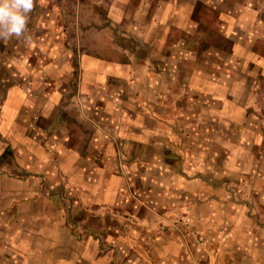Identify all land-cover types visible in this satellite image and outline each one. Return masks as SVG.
I'll use <instances>...</instances> for the list:
<instances>
[{"label":"rangeland","instance_id":"obj_1","mask_svg":"<svg viewBox=\"0 0 264 264\" xmlns=\"http://www.w3.org/2000/svg\"><path fill=\"white\" fill-rule=\"evenodd\" d=\"M27 27L28 40H0V119L9 123L7 142L3 138L0 144V186L2 197L6 187L8 232L15 236L16 229L31 225L43 231L56 215L75 234L68 239L73 245H81L85 233L97 235L110 264H264V142L247 145L226 173L223 156L209 169L203 128L200 137L187 139L185 161L176 155L180 152L168 161L174 170L180 164L202 165L195 174L179 168L177 176L209 182V189L192 194L174 186L170 198L151 195L158 191L148 188L147 176L155 183L163 178L145 172L142 149L136 151L139 168L125 172L134 159L127 145L121 149L118 142L121 154L103 163L115 172L101 178L109 185L116 176L121 189L103 205H87L95 197L88 182L96 177L65 173L63 156L50 147L53 113L73 136L68 146L96 159L92 140L85 139L94 134L96 116L85 110L89 105L94 109L100 95L94 92L89 104V97L79 93L84 57L130 65L142 83L146 73L153 75L155 81L171 85L169 101L174 104L181 98L176 71L181 76L182 71L207 69L209 61L228 60L212 56H230L233 45H244L264 58V0H34ZM163 71L174 74L160 75ZM187 78L179 79V85L186 87ZM49 82L68 93L50 115L44 110ZM251 84L249 117L264 136V76ZM20 95L29 102L21 106ZM182 97L183 102L190 98ZM225 127H217V134L238 146L240 127ZM17 129L24 140L17 139ZM59 148H64L62 143ZM83 164L94 168L91 160ZM166 178L173 180L171 174ZM65 217L70 221L64 222ZM37 240L35 245H47ZM14 242L9 238L7 243L9 259Z\"/></svg>","mask_w":264,"mask_h":264},{"label":"crops","instance_id":"obj_2","mask_svg":"<svg viewBox=\"0 0 264 264\" xmlns=\"http://www.w3.org/2000/svg\"><path fill=\"white\" fill-rule=\"evenodd\" d=\"M212 58L228 60L215 64L211 59L212 62L209 61L207 69L202 71L194 68L188 73L182 71L181 76L177 71L175 72V81L179 82V79L184 78L185 74H188V78L186 87L176 82L177 97L181 95V98L176 100L177 104H173L169 101L171 85L155 81L153 75L146 73L147 81L142 83L136 77L135 72L131 70L130 65L108 62L89 56L84 57L82 60L84 72L79 93L89 97V104L95 100L94 92L100 95L97 96L99 100L96 101L98 104H95L94 109L89 105L85 110V112H91L96 116L94 134L85 136L86 140H92L91 149L96 152L94 155L96 159L93 161L94 158L87 154L85 156L82 150L68 146L69 142H73V136L66 131L65 122H62L53 113L51 114L52 109L60 107L66 101L67 89L59 84L48 83L47 92L44 93L46 96L44 98L47 100L44 110L49 115L51 114V118L52 116L54 118L51 139L53 142L50 147L59 156H63L62 168L65 173H84L87 180L90 177H96L88 182L91 184V188H89L95 197H92L91 202L87 205H103V202L107 203L116 197L117 192L121 189L120 180L116 176H112L109 185H105L101 178V174L113 175L115 172L114 169H106L107 165L104 164L110 163L108 159L112 160L114 156L121 154L118 142L121 149L124 144L127 145L128 155L134 159L132 169L126 166L127 171L125 172L135 171L137 170L135 168H139L140 158L136 151L141 149L144 151V167L148 168L145 172L153 173L157 178H163L160 183H155L152 180L153 177L147 176L150 184L148 188L158 191L151 195H159L162 198H170V191L174 186L176 190L192 194L199 193V190L205 192V189H209V182L196 181V178L194 181H184L183 178L180 180L177 176L179 168L185 166L182 172L195 174L199 172L198 168L202 165L197 163V167L195 164L188 166L180 164L175 165L176 169L174 170L168 161V158L175 152H180L176 155L185 161L188 156L186 153L190 148L187 139L200 137L203 128L206 131L202 132V136L206 135L207 138L202 144H204L203 146L208 145L206 148L209 150L202 147L205 148L204 151L207 152L205 154L210 159L209 169L219 156H223L224 163L228 168L225 172L228 173L232 159L243 157L241 152H245L247 145H251V143L252 145L263 144L264 136L255 129L257 124L249 117L246 101L252 88L251 81L264 76V58L250 51L244 45H233L230 56L217 55L215 52ZM250 68L251 70H249ZM237 70L238 73L240 72L239 74ZM172 74L174 73L163 71L160 75ZM119 82L124 85L114 86ZM184 94H188L190 98L183 102L182 95ZM18 100L21 106L29 102L28 97L24 95H20ZM181 100L182 102L179 104L178 102ZM255 119L257 120V117ZM8 124L7 119H0V144L3 138L4 142H7ZM222 125L227 126L225 128L228 130H231L232 126L240 127V144L238 146H233L229 137L221 138V135L217 134V127ZM110 130L111 132H109ZM23 135L24 133L17 129V139L22 140ZM59 143H62L64 148L60 149ZM217 143L218 145H216ZM213 144L217 150L213 149ZM37 149L39 150V148ZM86 160H91L90 167L94 166V168H89L88 165L84 166L83 162ZM188 161H192V159L188 158ZM200 172H202L201 169ZM170 174L173 176V180L166 178ZM2 180L0 178V182ZM1 190L0 186V264H110L105 262V252L96 241L97 235L91 234L93 232L89 231L90 233H85L83 236L84 240L81 245H73L68 239L75 238V234L72 229L67 227L66 223L64 226L60 225L62 221L56 215L49 222L48 229L39 231L33 229L31 225L28 229H16L15 236H13L11 232H8L6 187H4V197L1 196ZM104 190L106 193L103 192ZM159 199L157 197V200ZM62 220L70 221L67 217ZM9 238L10 240L14 238L15 241V248L11 247V259L7 256L9 254L7 245ZM34 239H38L37 241L43 245L47 242V245L39 247L34 244ZM11 243L13 244V242ZM112 253L114 254L113 251Z\"/></svg>","mask_w":264,"mask_h":264},{"label":"clouds","instance_id":"obj_3","mask_svg":"<svg viewBox=\"0 0 264 264\" xmlns=\"http://www.w3.org/2000/svg\"><path fill=\"white\" fill-rule=\"evenodd\" d=\"M33 10L34 0H0V40L30 39L26 33Z\"/></svg>","mask_w":264,"mask_h":264}]
</instances>
